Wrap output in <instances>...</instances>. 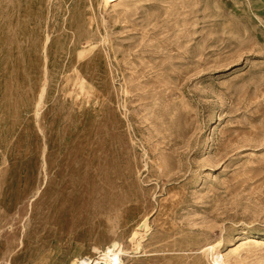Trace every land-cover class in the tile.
<instances>
[{
    "label": "rangeland",
    "instance_id": "obj_1",
    "mask_svg": "<svg viewBox=\"0 0 264 264\" xmlns=\"http://www.w3.org/2000/svg\"><path fill=\"white\" fill-rule=\"evenodd\" d=\"M263 242L264 0H0V261Z\"/></svg>",
    "mask_w": 264,
    "mask_h": 264
},
{
    "label": "bare ground",
    "instance_id": "obj_2",
    "mask_svg": "<svg viewBox=\"0 0 264 264\" xmlns=\"http://www.w3.org/2000/svg\"><path fill=\"white\" fill-rule=\"evenodd\" d=\"M114 0H101V3H103L105 6H109L110 4H112V2H113ZM84 49V48H83ZM84 51L85 50H80L79 51V58H82V56H83V54H84ZM80 78V77H79ZM75 84L77 85V86H79V88H80V90L82 91L83 90V88H84V81H83V79H79V80H77V82L75 81ZM44 88V87H43ZM45 89V88H44ZM43 89V90H44ZM44 94V93H43ZM43 94H41V97H40V100L42 99V95ZM143 237V236H142ZM140 238V237H139ZM141 239L142 238H140L139 239V241H138V247L139 248H137V250L138 249H140L141 248ZM244 243L242 242L241 244H240V246L239 247H241L242 245H243ZM263 245H264V242L262 243ZM239 247L238 248H236L235 250H238L239 249ZM97 249V248H96ZM207 250L208 251H213L214 252V250H215V247L214 246H209L208 248H207ZM95 251H97V250H94V252ZM212 253V252H211ZM127 255H129V252H127V251H122V250H117L116 248H115V246L114 245H110V246H108V248L106 249V252H102L101 251V253L99 252V256H97V258H98V260H100L102 263H105V264H125V262H124V256H127ZM88 259H90V258H88ZM81 260H85V259H79L78 261H76L74 264H77V262H79V261H81ZM7 264H10V263H7Z\"/></svg>",
    "mask_w": 264,
    "mask_h": 264
},
{
    "label": "built area",
    "instance_id": "obj_3",
    "mask_svg": "<svg viewBox=\"0 0 264 264\" xmlns=\"http://www.w3.org/2000/svg\"><path fill=\"white\" fill-rule=\"evenodd\" d=\"M77 264H105L102 263L100 260H98V258H85V260H81L79 262H77Z\"/></svg>",
    "mask_w": 264,
    "mask_h": 264
},
{
    "label": "crops",
    "instance_id": "obj_4",
    "mask_svg": "<svg viewBox=\"0 0 264 264\" xmlns=\"http://www.w3.org/2000/svg\"><path fill=\"white\" fill-rule=\"evenodd\" d=\"M0 264H6L5 262L0 261Z\"/></svg>",
    "mask_w": 264,
    "mask_h": 264
}]
</instances>
